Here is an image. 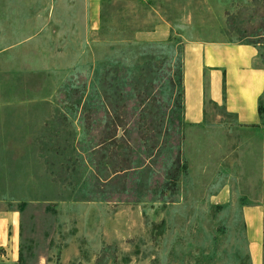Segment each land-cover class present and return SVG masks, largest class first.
Returning a JSON list of instances; mask_svg holds the SVG:
<instances>
[{
  "label": "rangeland",
  "instance_id": "374dc122",
  "mask_svg": "<svg viewBox=\"0 0 264 264\" xmlns=\"http://www.w3.org/2000/svg\"><path fill=\"white\" fill-rule=\"evenodd\" d=\"M97 6L0 0V209L20 212V264H251L263 127L213 102L184 122L182 65L188 41L232 39L264 66V0Z\"/></svg>",
  "mask_w": 264,
  "mask_h": 264
},
{
  "label": "crops",
  "instance_id": "0c3cea01",
  "mask_svg": "<svg viewBox=\"0 0 264 264\" xmlns=\"http://www.w3.org/2000/svg\"><path fill=\"white\" fill-rule=\"evenodd\" d=\"M100 2L89 0L91 21L92 3L97 20ZM257 53L258 46L252 41H188L184 46L182 65L183 118L184 122L193 125L206 124L209 118L207 104L213 102L233 115L235 125L263 127V171L261 191L256 200L261 202L245 205L243 211L251 264H264V109L260 106L264 95V66L256 62ZM13 116L15 119L17 115ZM19 248L20 212L17 208L0 209V264H20Z\"/></svg>",
  "mask_w": 264,
  "mask_h": 264
},
{
  "label": "trees",
  "instance_id": "16d2710c",
  "mask_svg": "<svg viewBox=\"0 0 264 264\" xmlns=\"http://www.w3.org/2000/svg\"><path fill=\"white\" fill-rule=\"evenodd\" d=\"M102 1H104V0H101V3H102Z\"/></svg>",
  "mask_w": 264,
  "mask_h": 264
}]
</instances>
